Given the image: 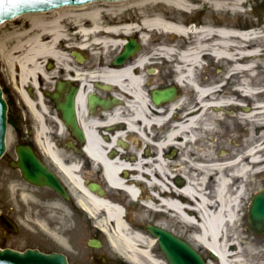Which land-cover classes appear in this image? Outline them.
<instances>
[{
  "label": "bare ground",
  "instance_id": "obj_1",
  "mask_svg": "<svg viewBox=\"0 0 264 264\" xmlns=\"http://www.w3.org/2000/svg\"><path fill=\"white\" fill-rule=\"evenodd\" d=\"M190 1L195 0H118L68 5L48 11L52 15L48 23L42 20L41 15L22 14L16 20L28 19V29L11 32L13 34L0 38V45L3 46L0 49V58L6 69L10 71L9 77L12 83L14 84L18 79L22 88L31 76L40 73L45 61L60 58L61 53L58 48L65 37L62 23L75 25L78 34L85 39L83 47L86 50L94 46L105 53L121 50L127 39L134 32H138L140 41L145 47L123 66H113L110 58L101 59L106 67L99 70V77L111 83L116 92L126 96L125 109L128 111V115H125L126 121L124 120L126 129H119L113 133L112 140L131 132L137 133L140 136L138 140L145 143L157 138L159 142L154 149L155 154L145 157L137 153L131 162L127 160L125 152L114 159L108 158L106 152L111 145L103 143L97 135L94 128L101 126L98 122L93 123L94 127L87 130L86 150L89 156L102 166L111 189L122 188L134 194L133 187L124 183L130 170L138 176L142 175L150 179V185L159 186L161 189L171 188L174 193L170 192L169 196L165 194L171 199L165 196L163 202L166 207L180 216L183 223L192 226L196 224L195 219L198 220L196 239L199 244L212 250L219 264H247L252 259L254 241L239 233L236 225L239 221L238 214L245 188L249 185L248 172L256 168L260 159L257 154L260 150V144H257L260 135L256 136V133L252 135L251 129L256 132V127L260 128L264 115V102L257 104L253 92L258 84L255 77H251V82L244 78L239 82L240 90L251 95L255 107L246 109L244 113L238 112L232 118L223 117L220 110H224L226 105L220 106V104L224 102V96L214 86L212 88H208L206 84L202 86L198 79V71L206 58L230 64L226 73L229 79L253 70L261 57L258 44L260 36L255 31L243 32L237 25L220 24L216 20H205L199 27H185L182 14H190L197 8L190 4ZM246 1L196 0L200 5L208 4L215 11H237ZM129 10L131 12L138 10L139 25L127 23L131 17L127 13ZM103 14L113 19L111 21L108 19L106 22L102 18ZM84 20L89 26L82 24ZM11 21L15 19L7 22ZM155 35L177 36L190 41L186 42L188 43L186 48L180 50L178 43L172 44L165 40L158 44L150 43V39ZM90 37L92 42L88 44L87 40ZM12 38H18V41L10 50L5 49L4 44ZM261 60L264 61V58ZM162 61L174 65L172 72L176 83L184 90L193 87L196 98H189L184 94L171 105L157 109L149 103L142 90L145 75L141 69L151 63L153 65ZM229 94L232 95L233 92ZM121 109L118 107L110 114V121L116 123L122 119ZM178 110L181 113L179 116L176 114ZM165 113L167 115H164ZM169 116L179 122L164 134L156 126H161ZM244 120L253 124L252 128L248 126L250 132L246 131L249 135L247 137L250 138L245 140L244 153L235 149L228 155H218L217 150L220 146L214 142L206 145L205 150H202L195 160L188 159L192 150L186 144L198 140L200 134L204 132L219 134L217 128L221 125L232 134L234 125L242 126ZM228 141L221 146L224 149L222 153H225V150L231 151ZM168 145L174 146L175 150L185 146L180 161L175 156L169 162L166 161L162 152ZM131 151H136V148H131ZM181 157L184 159L182 160ZM178 164L181 165V170L176 169ZM182 164L192 167L191 169L197 173L191 174L189 170H183ZM128 166H132V169ZM155 169L158 172L150 178V172ZM65 172L72 179L70 171L65 169ZM178 174L182 179L181 187H178L173 180L179 176ZM167 175L171 178H166ZM72 181L76 183V189L81 194L77 200L78 204L91 216H100L96 225L119 254L134 262H138L139 254L149 258L148 241L128 228L121 219L120 210L106 200L89 193L76 179ZM208 187H212L214 191L205 192ZM48 233V236L56 242L61 240L57 233ZM233 246L236 249L232 250Z\"/></svg>",
  "mask_w": 264,
  "mask_h": 264
},
{
  "label": "flooded vegetation",
  "instance_id": "obj_2",
  "mask_svg": "<svg viewBox=\"0 0 264 264\" xmlns=\"http://www.w3.org/2000/svg\"><path fill=\"white\" fill-rule=\"evenodd\" d=\"M34 14L43 16L42 20L44 22L51 21L50 17L52 15L48 11ZM108 19V16L103 18L106 22H108ZM263 22L264 19L254 17L248 26L243 25L240 30L243 32L254 30L261 36L264 27ZM82 24L89 26L86 20ZM14 25L16 30L26 31L29 21L24 23L18 19ZM62 25L65 37L61 40L58 48L61 53L60 58L45 61L40 73L31 76L22 88L17 79L12 85V90L9 91L14 105L12 116L15 133L14 146L10 150L6 148L0 162L4 168H9L10 171L16 174L19 189L25 188L24 192L19 191V197L28 196L27 192H30L35 203L32 207L33 211L40 215L47 213L59 216L63 213V209L67 211L68 215L71 216L69 231H78L80 226L89 221L88 237L84 241L85 246L90 251L87 264H95L94 259L100 257H104L107 264H197L191 255L182 253V243L187 244L196 257L201 258V264H219L214 252L200 245L196 239L198 220L195 219L197 225H187L181 221L178 214L164 204L165 194L169 196L170 192L174 193L171 188L161 189L159 186L150 185V179L148 180L142 175L138 176L132 172L133 170H130L124 183L126 186H132L135 193L130 194L122 188L111 189L102 166L89 156L86 150L88 143L87 130L93 128L95 122L101 124L100 127L94 128L99 138L103 143L111 145V148L106 152V156L111 159L118 157L122 152L126 153L129 162L137 156V153H141L145 157L151 154L154 155V149L159 139L153 138L150 142L142 143L138 140L140 136L135 132H131L112 140L113 133L119 129H126L125 115H128V111L125 109L126 96L116 92L111 83L99 77V70L106 66L96 62L97 55L86 54V49L83 47L85 39L81 37V34H78L75 25L68 22L62 23ZM134 57L118 66L127 64ZM115 58L116 55L111 58L113 66H115L113 63ZM259 61L260 59L253 70L240 73L232 79L226 76L227 70L231 66L227 63L214 70L217 74L216 77L212 74L206 77V86L208 88L216 87V90L224 96V99L222 97L224 102L220 106L225 104L226 107L220 111L228 114L227 118H232V115H236L238 112L244 113L246 109L255 107L251 95L240 90L239 82L244 78L249 79L251 82V77H255L258 84L253 92L256 95L257 104H261V92L264 93V89L261 87V75L258 74V72H261ZM151 66L147 65L141 69L145 75L142 90L154 108L171 105L184 94L189 98H196L197 95L194 90L190 94L188 90H184L182 86L178 85L173 77H166L163 69ZM172 88L175 89V95L170 101L160 104L154 102L153 93L155 91ZM4 92L8 94V91ZM230 92H233V94L230 95ZM225 97H227V100H225ZM118 107L122 108L120 110L122 119L114 123V121H110V114ZM176 114L181 115L179 110ZM172 118V116L167 117L162 125L156 126V128L161 129L166 134L171 126L179 122L174 121ZM210 137L214 141H218L220 138L219 142L224 141L225 143L229 139V141L235 142L233 148L230 146L231 151L225 150L222 155H228L234 152L235 149L245 152V143L240 144L233 139L236 137L241 139L240 135L230 134L226 128H222L221 134ZM133 147L136 148V151H131ZM22 153H32L46 171L55 178L60 191L48 186H37L26 181L20 168L23 163ZM162 155L168 162L174 156L180 161L179 149L175 150L172 145H168ZM128 168L132 169V166H128ZM65 169L69 170L72 179H76L89 193L106 200L120 210L121 219L128 228L132 232L139 233L148 241L149 258L139 254L138 262H134L119 254L122 257L113 260L104 253L106 241L103 237L107 238V236L96 225V221L100 216H91L85 208L78 204L77 200L81 197V194L76 189V183L68 177ZM176 169L181 170V165L178 164ZM157 172L156 169L151 171L150 178ZM166 178H171V176L167 175ZM173 180L178 187L182 186L180 175ZM91 188H94V190ZM148 202H150V206H148ZM8 211L3 210L0 214L16 221ZM23 213V208H20L17 217L24 216ZM155 230H158V235L155 234ZM247 232L252 238H264V236ZM5 233L9 234L6 231ZM93 240L98 241L100 246H90L89 243ZM231 249L234 250V247H231ZM117 253L119 252L117 251ZM66 259L70 264L68 256H66Z\"/></svg>",
  "mask_w": 264,
  "mask_h": 264
},
{
  "label": "rangeland",
  "instance_id": "obj_3",
  "mask_svg": "<svg viewBox=\"0 0 264 264\" xmlns=\"http://www.w3.org/2000/svg\"><path fill=\"white\" fill-rule=\"evenodd\" d=\"M196 1V0H195ZM192 4L193 2L190 1ZM193 5V4H192ZM195 6V5H193ZM197 8L192 11L190 14H182L181 18L184 21L185 27H192L191 24L196 23L202 25V23L205 20H216L218 23L223 24H234L237 25L239 28L243 25H249L252 22V19L256 17V19L262 18L264 19V0H247L245 4L242 5L241 9L235 11V10H225V11H215L212 9L208 4L200 5L198 4L196 6ZM245 7L246 10L243 12L242 8ZM134 12H131L130 10L127 12L129 13L128 16H131L129 21H132L139 25V17L137 14L138 10H133ZM106 15L103 14L104 18ZM113 18L110 17L109 20L111 21ZM20 20L24 23H27L29 21L26 18H20ZM16 21L7 22L3 25V27H0V38L7 36L8 34L15 33L14 31H18L15 28ZM264 23V22H263ZM264 25V24H263ZM194 28V27H192ZM19 29V27H18ZM11 31L13 33H11ZM133 38L137 39L140 42V34L133 33ZM18 38H12L9 39L5 44L4 48L10 50L12 45H14L15 42H17ZM150 43L152 44H158L159 42L165 40L169 43H178L179 49L183 50L188 46V43L186 42L190 41V39H181L177 36H158L155 35L150 39ZM88 44H91L92 38L90 37L87 40ZM1 44V43H0ZM259 48L261 49V57L260 61L258 62L261 65V72L258 74L261 75V87L264 89V61L261 60L264 58V27L262 28V34L260 38ZM0 45V49H1ZM145 46L142 44V48ZM121 50L112 53V51L103 52L100 49L95 48L94 46H90L86 50V54H95L97 55L96 62H98L100 65L103 64L100 60L104 58H112L114 55L118 54ZM224 63L217 62L215 60H212L211 58H206L203 60V65L198 71V79L200 80V83L205 85V80L207 76L215 75L217 74L214 72V70L218 67H221ZM152 65V63H151ZM149 65V66H151ZM153 66L159 67L160 69H163L165 71L166 77H173V67L174 65L171 62H160L153 64ZM259 66V65H258ZM152 67V66H151ZM211 67V68H208ZM222 69V68H221ZM10 71L6 69V67L3 65L1 58H0V86L4 91H8V94L4 92V97L8 102L9 106V112H8V128H7V135H6V145L7 149L10 150L14 146V125L12 121L13 116V110L14 105L13 101L10 98L9 91L12 90V80L10 79ZM17 80V79H16ZM264 91V90H263ZM188 92L192 94L191 90L188 89ZM262 102H264V94H262ZM237 113V112H236ZM223 117H228L229 115L225 112L222 113ZM233 116V115H232ZM234 125V131L232 134L234 135H240L241 139L233 138L240 144L243 142L245 143V140H248L249 136L246 134L247 132H250L248 129L249 127H253V124L249 121H245L241 124L242 126ZM232 126V125H231ZM260 128L256 127V132H254L252 129V135L256 133V136L260 135L257 144H260V150L258 151L259 156V163L257 164L256 168H252L248 172L250 176H248L249 185L245 188V195L243 197L240 212L238 214L239 221L236 225V228L238 226V229L243 236H247L250 239L254 241V248H253V254H251L252 259L247 264H264V238L262 239H255L250 237L251 235L247 232V213H248V206L250 204L251 198L261 191L264 188V115H262V121L260 123ZM242 127V128H241ZM223 126L221 125L219 128H217L221 134L222 133ZM243 128H245L243 130ZM248 129V130H246ZM209 136L207 137V135ZM231 134V133H230ZM212 133L211 132H204L200 134L199 139L195 140L191 144L188 145V148L192 150V154H189L188 159L189 160H195V158L201 154L202 150H205L206 145L210 143L217 142L216 144L219 146H222L224 144V141L219 142L214 141L212 139ZM144 143V142H142ZM228 145L232 148L235 146V142L229 141ZM246 145V143H245ZM185 146L179 149L180 155H182V151L184 150ZM187 148V147H186ZM222 151L224 149L220 147L217 150L218 155H222ZM178 156V154H177ZM176 156V157H177ZM185 157V156H184ZM182 158V157H181ZM184 158H182L183 160ZM183 170H189L191 174L197 173L193 169L189 168L188 165L182 164ZM16 174L13 171H10L9 168H4V166L0 162V213L4 211H8L13 218L16 220L15 222L18 225V232L17 234H6L4 229L0 226V248L1 249H11L18 252H23L26 249H38L42 253H50V252H57L62 253L66 256H68L70 264H87L89 259L90 251L85 246V240L88 237V225L89 221H86L85 225H82L79 227L78 231H69V225L71 216L68 215V212L63 209V213L59 214V216H56L54 214L50 215L45 213L44 215H40L38 213H35L33 211V205L34 200L30 194V192H27L28 196H23L22 198L19 197V191H25V188L19 189L17 182H16ZM209 188V189H208ZM205 192L212 193L214 189L212 187H208ZM20 208H23L24 210V216L17 217L18 210ZM86 220H88L86 218ZM86 229H85V228ZM48 232H55L59 236L61 240L59 242H56L54 239H51L48 236ZM106 241L105 249L104 250L108 256H110L113 260H118L122 256L117 253V249H115L108 241V238L103 237ZM62 241V242H61ZM104 241V242H105ZM234 247V246H233ZM236 249V247H234ZM125 255V254H124ZM125 257V256H124Z\"/></svg>",
  "mask_w": 264,
  "mask_h": 264
},
{
  "label": "water",
  "instance_id": "obj_4",
  "mask_svg": "<svg viewBox=\"0 0 264 264\" xmlns=\"http://www.w3.org/2000/svg\"><path fill=\"white\" fill-rule=\"evenodd\" d=\"M94 1H118V0H3L0 3V25L5 21L12 20L22 14L43 12L51 9L68 5H81ZM140 49L139 44L135 40H130L124 48V51L117 56L114 61L115 65L123 64L127 59L135 55ZM175 95V89H165L155 91L153 99L156 104L170 101ZM7 105L3 100V94L0 89V158L3 156L6 143L5 137L7 132L6 124ZM22 165L20 166L25 180L38 186H49L56 190L59 187L55 178L46 171V169L38 162L32 153H22ZM94 190V188H91ZM60 191V190H59ZM247 229L256 234H264V189L255 194L250 202L247 214ZM0 224L5 230L11 234L17 233V225L5 215L0 216ZM158 235V230H155ZM90 246L99 247L98 241H90ZM182 253L191 255L197 264L202 261L199 256L196 257L187 244L182 243ZM95 264H106L104 257L94 259ZM0 264H68L66 257L59 253L44 254L38 250L28 249L24 252H18L11 249H0Z\"/></svg>",
  "mask_w": 264,
  "mask_h": 264
},
{
  "label": "snow or ice",
  "instance_id": "obj_5",
  "mask_svg": "<svg viewBox=\"0 0 264 264\" xmlns=\"http://www.w3.org/2000/svg\"><path fill=\"white\" fill-rule=\"evenodd\" d=\"M0 3H3V0H0Z\"/></svg>",
  "mask_w": 264,
  "mask_h": 264
}]
</instances>
